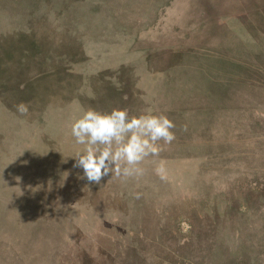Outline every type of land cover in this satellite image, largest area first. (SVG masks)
<instances>
[{
  "label": "rangeland",
  "instance_id": "rangeland-1",
  "mask_svg": "<svg viewBox=\"0 0 264 264\" xmlns=\"http://www.w3.org/2000/svg\"><path fill=\"white\" fill-rule=\"evenodd\" d=\"M228 1L0 0V264H264V33L240 32L257 45V71L240 73L245 84L256 85L254 94L223 89L219 99L230 108L209 116L217 121V133L240 131L238 143L228 159L210 160L194 186V200L181 192L184 207L163 208L173 216L162 228L168 249L148 240L130 248L114 237L128 225L126 200L98 215L97 202L105 206L112 195L103 188L92 198L80 195L83 186H73L83 172L74 167L73 156L85 146L74 143L71 129L63 126L61 90L48 89L42 101V90L26 92L30 81L39 84L42 76L52 81L75 68L95 70L105 64L99 58L113 50L147 53L152 48L145 51L142 43L153 37L163 49L197 42L217 46L202 48L201 54L239 57L240 42L224 44L219 26L227 22L220 12L228 10ZM229 22L240 28L239 20ZM243 23L250 26L249 20ZM202 65L194 62L180 78L198 79L196 67ZM22 102L29 108L26 115L16 108ZM62 163L66 186H61Z\"/></svg>",
  "mask_w": 264,
  "mask_h": 264
},
{
  "label": "crops",
  "instance_id": "crops-1",
  "mask_svg": "<svg viewBox=\"0 0 264 264\" xmlns=\"http://www.w3.org/2000/svg\"><path fill=\"white\" fill-rule=\"evenodd\" d=\"M226 6L228 10L220 12V14L227 17V22L223 20V23L218 25L223 30L222 34L227 33L229 37H222V41L225 44V41L237 39L241 44L238 45L240 49L235 48L236 51H241L239 57L230 53L224 55L201 54L199 53L200 49H212L217 46L200 45L197 42L186 44L182 48L163 49L153 37L148 44L142 43L143 50L146 51L147 47L152 48L147 53L128 56L124 53V48L121 53L113 50L99 58L100 61L105 59V64L99 65L95 70L83 73L80 67L75 68L71 72H61V79L57 77L52 81L49 80L50 76L42 77L39 84L30 81L31 85L27 87L26 92L31 94L42 90L44 94L40 99L42 101L46 98L45 96L50 95V92L47 93L48 89L58 86V89L61 90V115L65 116L66 114L67 116L61 120L63 126L70 129L73 121L89 108L99 112H111L112 109L118 108L126 109L130 117L148 114L149 111L154 115H167L176 125L173 131L176 129L179 133L181 127L186 128L189 132L190 129L195 128L199 132L205 130L209 133L211 130L209 131L208 128L217 123L216 120L209 118L211 115L209 112L211 110L225 111L230 108L219 99L222 96L219 94L223 89L237 87L242 90L241 95L252 97L254 94L251 89L256 85L251 82L245 84L246 81L240 77V73L242 71H257L255 66V55L258 53L257 45L248 41L240 32L252 28V30L256 29L264 33V0H229ZM228 19L239 20L241 23H237L238 25L240 23V28L232 25ZM245 20L250 21L249 28L244 25ZM144 21L146 24L147 19L144 18ZM252 23L254 27H251ZM149 27L156 30L155 26ZM194 62L203 64L201 67H196L201 72L200 76H197L198 79L191 76L180 78L183 70L193 68ZM204 63L210 64L211 69ZM87 76H89L88 79ZM163 85L167 86L166 90ZM242 85H246V87L243 88ZM175 86L176 88H174ZM177 88L182 89L178 91ZM175 89L177 90L174 91ZM53 93L57 92L53 91ZM166 98L168 101L163 102V99ZM255 108L256 106H251V109ZM194 115L200 116V118H193ZM216 127L212 129L214 133ZM227 129L230 130V128ZM175 135L176 139L171 145H164L163 141L159 142L163 146V150L159 157H149L141 164L145 173L138 179L131 178L122 181L105 177L99 185L89 184L86 179H79L73 184L77 188L83 186L80 187V195L84 193L85 196L93 198L103 188L112 195L111 200H106L105 206L100 205L101 200L97 202L98 215L107 212L106 206L116 208L119 202L126 200L127 205L125 206L130 214L128 225L126 230L119 232V235L115 234L114 237L125 240L124 244L129 245L130 248H135L138 240H148L154 248L159 250L162 247L167 248L163 243L162 228L163 224L169 223L173 216H168L167 211H164L163 208L184 207L183 202L178 199L181 192H186L194 200V186L198 184V179L201 175L203 176L204 171L208 170L210 155L205 152L204 141L199 142L197 139L184 142L178 140L176 132ZM190 135H193L192 132ZM239 135L240 131H237L234 137H239ZM186 137L188 136L186 135ZM65 141V130H63L61 143H65ZM72 141L76 143L75 138ZM161 160L167 167L168 178L166 181L160 180L154 171L157 163ZM62 166L61 186H66L65 163H62ZM78 174L74 168V178H78ZM82 175L83 172L80 176ZM164 190H166L165 193H163ZM137 192L141 193L140 199L134 197V193ZM89 206L95 205L91 203ZM137 209H139L138 213ZM81 221L76 219L78 223ZM178 221H182V219H178ZM177 233L182 234L183 232L178 231ZM186 234L188 233L186 232ZM182 238L186 239L187 237L183 236ZM155 252L156 250L153 253Z\"/></svg>",
  "mask_w": 264,
  "mask_h": 264
},
{
  "label": "clouds",
  "instance_id": "clouds-1",
  "mask_svg": "<svg viewBox=\"0 0 264 264\" xmlns=\"http://www.w3.org/2000/svg\"><path fill=\"white\" fill-rule=\"evenodd\" d=\"M21 115L29 111L28 105L16 106ZM175 123L164 114L129 116L126 109L114 108L111 112H99L87 109L71 124V134L75 142L84 145L83 152H78L74 167L80 168L89 184H101L105 177L126 181L140 178L145 169L141 164L149 157H159L164 145H171L176 139L173 129ZM155 174L160 180H167V167L159 161ZM135 199L141 193H134Z\"/></svg>",
  "mask_w": 264,
  "mask_h": 264
},
{
  "label": "trees",
  "instance_id": "trees-1",
  "mask_svg": "<svg viewBox=\"0 0 264 264\" xmlns=\"http://www.w3.org/2000/svg\"><path fill=\"white\" fill-rule=\"evenodd\" d=\"M221 30H222V28H221ZM222 32H223V30H222ZM225 35H226L225 37H229V35H227V33H225ZM256 70H257V68H256ZM42 77H45V76H42ZM26 87H27V84L24 87V89H26ZM217 111H219V110H211L209 113L213 115L214 113H212V112H217ZM214 127H216V125L210 126L208 128V130L212 131V129H214ZM180 130H181L180 133L178 132V130H176V129L174 130L178 134V140H180V141H184V142L188 141L189 142L191 140H197V139L199 140V142L204 141V144L206 147L205 152H207L210 155V160L213 159L215 161H219L222 159H228L229 154L235 150L233 148H236L235 145H237V143H238V142H236L238 137L235 138L234 134L231 135L230 133H227L225 131L219 132V133L215 132V134H213V133L209 134L205 130L203 132H201V131L199 132L195 128H193L192 130L190 129V132H192L193 135H190V132L186 128L181 127ZM216 131H218L217 127H216ZM230 131H233V130H230ZM197 133H198V135H197ZM181 134H182V136H180ZM202 134H203V137H201ZM186 135L188 137H186ZM197 136H199V137H197ZM193 143H196V142H193ZM246 149H248L247 146H246ZM210 160L208 163H210ZM207 169H209V165H208Z\"/></svg>",
  "mask_w": 264,
  "mask_h": 264
}]
</instances>
